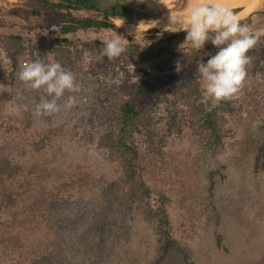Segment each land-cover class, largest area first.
I'll return each mask as SVG.
<instances>
[{
    "label": "trees",
    "instance_id": "16d2710c",
    "mask_svg": "<svg viewBox=\"0 0 264 264\" xmlns=\"http://www.w3.org/2000/svg\"><path fill=\"white\" fill-rule=\"evenodd\" d=\"M34 1L38 7L30 13L41 15L44 10L51 11L53 20L47 28L58 36L50 44H34L20 35H0V50L8 60L11 77V83H5L4 88L12 99L15 95L20 97L18 92L30 99L26 107L8 117L2 116L0 110V140L9 145L0 156V207L3 208L0 221L5 226L0 243L11 249L15 263L118 264L132 251L134 223L139 220L153 229L151 253L144 264H196L190 248L174 232L168 196L149 181L146 159L160 154L167 137L172 133L181 134L186 127L193 131L203 155H216L224 143V114L233 111L235 99L215 103L211 99L204 100L197 72L169 87L143 81L129 92L123 91L116 99L110 93L97 95L92 103L100 125L97 147L106 153L111 175L95 190L92 188L95 197L88 212L78 216L66 214L70 196L79 187L85 189L83 185L87 180L81 181L83 178L74 167L69 176H65L64 169L42 159L49 134L43 130V134L38 132L35 136L33 113L45 93L26 88L18 73L23 65L38 58L59 62L69 70L82 63L83 53L103 43L99 40L83 42L79 49L67 35L89 29L121 31L112 18L133 20L161 12L127 0ZM176 5L181 6L179 2ZM82 10L94 14H75ZM231 10L239 11L238 8ZM259 12L264 13V10ZM182 35L187 32L173 31L168 39L172 41ZM126 37L132 41L130 49L141 48L135 38L127 34ZM248 55L251 57L249 66L253 64L254 70L264 69V46H255ZM195 57L196 54H190L185 66ZM93 68L84 75L89 76L88 80L103 82L101 76L106 77L108 72L102 68L99 76L97 68ZM261 130L262 135L248 147L255 172H264V126ZM210 187L212 191L213 186ZM51 213H54V221L47 222L46 230L41 229L42 237L36 242L33 255V248L27 242L30 234L26 232L30 230L32 234L36 225L44 223Z\"/></svg>",
    "mask_w": 264,
    "mask_h": 264
},
{
    "label": "rangeland",
    "instance_id": "374dc122",
    "mask_svg": "<svg viewBox=\"0 0 264 264\" xmlns=\"http://www.w3.org/2000/svg\"><path fill=\"white\" fill-rule=\"evenodd\" d=\"M127 1L163 14L170 9H179L176 3L184 2L173 0L170 8L160 10L157 6L160 0ZM36 7L38 3L34 0H0V35H20L34 44H50L58 36L47 28L52 23L53 14L46 10L41 15L31 14L30 11ZM263 10L256 9L252 15L240 17L241 23L264 29V13L259 12ZM75 14L86 16L94 12L82 10L75 11ZM116 19L112 18L115 23ZM120 29L79 30L67 35L78 48H82L83 42L99 40L103 43L105 38L117 34L127 47L121 56L111 60L103 52L104 43L83 53L82 63L69 69L75 75L80 91L64 94L66 98L74 95L79 103L70 110L62 108L52 116H36L33 113L35 136L38 132L43 134V130L49 134L48 143L42 151L45 163H55L59 169L65 170V176H69L74 167L77 173L80 172L81 181L87 180L83 185L85 189L79 187L65 207L66 214L71 216L89 211L95 197L92 188L95 190L111 175L106 153L97 147L100 125L96 120V111L92 110L95 97L110 93L116 99L123 91L129 92L143 81H153L157 86H172L194 75L198 62L201 59L207 62L210 55L219 50L210 41L205 43L204 48L194 49L190 42H185L187 35L169 41L168 36L173 29L158 28L155 31L151 28L137 35ZM126 34L140 43L138 51L130 49L132 41ZM256 46H264V36ZM192 53L196 57L185 66ZM177 64L181 66L179 72L176 71ZM91 67L97 68L99 76L102 68L108 72L106 77L101 76L103 82L88 80L89 76L84 73ZM253 68V64L247 68L245 87L242 95L234 100L233 111L224 114V143L216 155H203L193 131L186 127L181 134L172 133L167 137L160 154L146 159L149 181L168 196V211L174 232L190 248L196 264H264V172L253 170V155L248 151L255 138L262 135L261 127L264 126V69ZM9 77L8 60L0 50V87L11 83ZM8 92H0V110L4 117L18 112L16 110L30 102L18 91L20 97L15 95L13 99ZM7 146V141L0 140V156ZM210 185L213 186L212 191ZM2 211L3 208L0 213ZM52 221L54 213L48 215L44 223L36 225L32 234L30 230L26 232L30 234L27 242L33 248V255L36 254V242L42 237L41 229L46 230L49 226L47 222ZM4 227L0 221V234L5 231ZM134 232L130 244L132 251L118 264H144L151 253L154 241L151 226L136 220ZM5 245L0 243V264H21L15 263L11 249Z\"/></svg>",
    "mask_w": 264,
    "mask_h": 264
},
{
    "label": "clouds",
    "instance_id": "9594fccd",
    "mask_svg": "<svg viewBox=\"0 0 264 264\" xmlns=\"http://www.w3.org/2000/svg\"><path fill=\"white\" fill-rule=\"evenodd\" d=\"M176 23L179 28L172 31L185 30V42H190L192 48L202 49L210 41L219 49L207 62L203 59L198 62L197 73L205 100L211 99L215 103L238 99L243 93L251 63L248 52L264 36V29L241 23L240 17L223 0H193L187 18L182 17ZM103 43V52L109 60L126 51L127 45L120 35L112 34ZM180 70L181 66L177 64L176 71ZM18 78L26 88L45 93L35 106L36 116H52L62 108L70 110L79 103L74 95L64 99L65 92H79L80 85L73 72L59 62L38 58L23 65ZM6 90L0 87V92Z\"/></svg>",
    "mask_w": 264,
    "mask_h": 264
},
{
    "label": "bare ground",
    "instance_id": "6f19581e",
    "mask_svg": "<svg viewBox=\"0 0 264 264\" xmlns=\"http://www.w3.org/2000/svg\"><path fill=\"white\" fill-rule=\"evenodd\" d=\"M173 0H160L157 3V6L160 10H165L171 7ZM223 3L227 6H242L240 12L237 13L239 17L250 14L254 10L262 6L263 0H223ZM193 0H188L187 3L176 10H167L165 11L160 18L157 19H143L136 22H127L123 19H116V24L123 28L127 34L137 35L142 31H147L151 28H165L176 30L179 28V24L176 21H179L182 17L187 18V15L192 7Z\"/></svg>",
    "mask_w": 264,
    "mask_h": 264
},
{
    "label": "crops",
    "instance_id": "0c3cea01",
    "mask_svg": "<svg viewBox=\"0 0 264 264\" xmlns=\"http://www.w3.org/2000/svg\"><path fill=\"white\" fill-rule=\"evenodd\" d=\"M187 1H188V0H184V2L181 4L180 7L184 6V5L187 3ZM180 7H179V8H180ZM229 8H230V9L238 8V9H239L238 12H240L241 9H242V6H230ZM262 8L264 9V0H263V3H262V6H261L259 9H262ZM259 9H257V10H259ZM154 10H155V9H154ZM238 12H237V13H238ZM237 13H235V14H237ZM114 18L116 19V18H118V17H114ZM118 19H120V18H118Z\"/></svg>",
    "mask_w": 264,
    "mask_h": 264
},
{
    "label": "water",
    "instance_id": "95a60500",
    "mask_svg": "<svg viewBox=\"0 0 264 264\" xmlns=\"http://www.w3.org/2000/svg\"><path fill=\"white\" fill-rule=\"evenodd\" d=\"M254 12V11H253ZM252 13V12H251ZM250 13V14H251ZM163 15V13H159V14H157V15H152V16H147V17H139V18H134L133 20L134 21H140V20H143V19H148V18H152V19H157V18H160L161 16Z\"/></svg>",
    "mask_w": 264,
    "mask_h": 264
}]
</instances>
